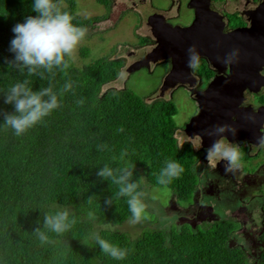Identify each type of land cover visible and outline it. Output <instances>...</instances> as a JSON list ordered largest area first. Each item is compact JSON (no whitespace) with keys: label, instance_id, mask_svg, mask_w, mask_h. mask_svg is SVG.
Wrapping results in <instances>:
<instances>
[{"label":"trees","instance_id":"trees-1","mask_svg":"<svg viewBox=\"0 0 264 264\" xmlns=\"http://www.w3.org/2000/svg\"><path fill=\"white\" fill-rule=\"evenodd\" d=\"M100 1L109 8V0ZM33 2L0 0V264H250L247 251L232 244L231 221L203 229L177 224L169 230L145 229L135 239L121 229L131 218L128 198L118 196L119 185L111 178L97 173L108 166L119 175V169L132 165L128 182L138 184L137 191L144 193L147 185L168 188L179 203L189 204L199 183L195 153L175 136L178 110L173 101L150 103L128 89L103 92L118 79L122 60L104 57L81 68L66 55L68 68L37 67L32 74L16 62L10 51L12 28L36 15ZM55 2L78 27L86 29L107 17L83 18L72 0ZM25 80L33 92L52 88L61 106L17 136L6 124V117L16 114L14 105L5 101L9 89ZM168 160L179 162L184 172L160 185L157 177ZM61 210L77 222L57 235L45 228L44 217ZM109 224L115 229L105 227ZM37 228L47 232L49 243L41 244ZM97 234L127 248L125 259L104 254ZM259 264H264V250Z\"/></svg>","mask_w":264,"mask_h":264},{"label":"flooded vegetation","instance_id":"flooded-vegetation-1","mask_svg":"<svg viewBox=\"0 0 264 264\" xmlns=\"http://www.w3.org/2000/svg\"><path fill=\"white\" fill-rule=\"evenodd\" d=\"M109 1L111 11L113 0ZM126 7L123 17L126 12L138 14L141 20L138 30L144 31V34H140L141 41L132 46L135 50L131 51V58L135 60L132 65L142 61L157 47L156 35L169 32V25L180 29L197 26L198 29L194 31L191 39L198 46L207 50L212 42H219L224 49V58L221 55L213 63L208 57L198 55L193 66L178 75V79H186L189 82L178 84L169 90L173 91L178 87L185 89L197 106V112L180 130L185 137L183 144L189 143L195 153L194 169L197 166L195 172L199 183L193 201L181 204L176 199L174 211L177 210V214L181 216V224H177L178 226L189 225L197 229L222 221L218 209L223 205L224 213L231 214L232 222H239L243 226L241 231L234 230L232 238L238 232L244 233L241 235L244 238L241 240L243 246H240L247 250L249 256L245 244L252 243L255 247L254 264H259L264 250V241L261 238L264 231V145L259 144L260 138L264 136V0H171L169 5H160L156 0H128ZM108 18L109 15L93 25ZM194 49L188 47L187 54L184 52L188 60L194 56ZM235 62L239 65L242 78L251 79V83H248L243 102L234 114L224 113V121L217 127L225 130H213L215 134L207 140V136L196 127L188 128L199 122L197 95L206 91L215 79L229 78ZM165 64L169 66L167 78L173 67L171 59L159 60L156 63L150 61L148 66L141 68ZM222 138L225 142L237 146L242 156L240 166L231 172H226L228 161L209 163L207 159L208 149ZM257 217L260 221L263 220L262 226L257 224ZM247 226L250 229L260 228L258 235L246 232Z\"/></svg>","mask_w":264,"mask_h":264},{"label":"clouds","instance_id":"clouds-1","mask_svg":"<svg viewBox=\"0 0 264 264\" xmlns=\"http://www.w3.org/2000/svg\"><path fill=\"white\" fill-rule=\"evenodd\" d=\"M32 11L36 15L27 16L22 23H17L12 28L14 38L10 41V51L15 54V60L28 68L32 74L37 67H43L51 71L54 66H61L66 69L69 67L65 61V56H72L84 40L87 29L75 26L73 17L68 12H61L55 0H34ZM192 51L191 49L189 50ZM195 57L190 58L189 67L193 66ZM28 81L16 83L9 89L6 103L14 105L15 115L6 117V124L14 130L17 136L24 134L28 129L41 122L54 110L58 109L60 101L53 93L52 88L42 89L33 92L27 87ZM70 88L71 85H66ZM48 97V99H45ZM83 104V101H78ZM221 128L219 131L223 132ZM123 131V128L120 129ZM259 144L264 145V136L259 140ZM241 153L238 147L225 142V139L215 141L207 151L209 163L228 161L229 167L226 172L240 166ZM129 165L118 171L115 175L111 167L105 166L97 175L105 179L111 178L112 182L119 185L118 196L127 197L126 203L131 213L129 223H141L145 217L146 205L141 200L142 192L137 191L138 184L129 183L132 176ZM184 172L183 166L174 160L166 161V166L161 169L157 182L160 185H169L174 179H178ZM167 178V179H165ZM92 200H89V204ZM110 203V201H109ZM90 219H95L92 212L88 213ZM76 219H70L67 210L57 211L55 214H47L44 217L45 228L57 235H61L71 229L76 224ZM35 235L41 244L49 243L50 239L47 232L35 229ZM96 243L104 254L115 260H123L128 254L127 248H120L110 243L108 240L96 235Z\"/></svg>","mask_w":264,"mask_h":264},{"label":"rangeland","instance_id":"rangeland-1","mask_svg":"<svg viewBox=\"0 0 264 264\" xmlns=\"http://www.w3.org/2000/svg\"><path fill=\"white\" fill-rule=\"evenodd\" d=\"M156 1H158L160 5H169L171 2V0ZM72 2L74 3L75 13L83 18L109 15L108 20L99 24L97 23L90 28H86L87 31L84 40L73 55L70 56L72 63L77 67L83 68L104 57L110 59H123L125 63L118 79L106 84L103 87V92L110 89H128L137 96L146 99L147 102L151 103L158 99L169 66L165 64L150 68L144 67L134 71L132 74L130 73L131 65L135 61L131 58V51H135L132 46L137 45L141 41L140 34H144V31L138 30L141 27V20L138 14L126 12L123 17L124 10H126V6L128 5V0H113L111 11L100 0H72ZM139 53L140 51L137 53V57ZM129 74L131 75L128 76ZM164 99L173 101L177 107L178 113L174 119L177 123L178 130L175 136L181 146L185 141V137H183L180 128H183L189 118L197 112V106L191 95L181 87L173 91H166ZM195 171L197 172V166ZM140 198L146 205L145 217L142 219L141 223L131 224L128 221L121 226L122 228L120 227L124 232L129 233L133 239L140 236L145 229L169 230L173 224H181L179 223L181 216L177 214V210L174 211L176 195L170 189L150 187V185H147ZM218 210L222 220L232 222V219H230L231 214L224 213L223 205L219 207ZM246 215L249 216L248 214ZM255 217L256 214L254 215V218ZM262 221V219L260 221L259 217L256 218V222L259 226H262ZM232 223H234L235 230H243L241 223ZM209 226L211 225L208 224L206 227ZM105 227L115 229V226L110 224ZM201 228L203 229V227ZM246 230V232H253V234L258 235L260 228L252 227L250 229L249 226H247ZM241 235H244V233H236L231 240L232 244L243 246L241 240H244V238L241 237ZM245 245H247V249L250 253V264H254L255 259L253 253L255 252L253 251H255V247L252 243L250 245L246 243Z\"/></svg>","mask_w":264,"mask_h":264},{"label":"water","instance_id":"water-1","mask_svg":"<svg viewBox=\"0 0 264 264\" xmlns=\"http://www.w3.org/2000/svg\"><path fill=\"white\" fill-rule=\"evenodd\" d=\"M169 27V32L160 33L156 35L158 37L157 47L148 54L142 61H139L132 65L130 73L140 69L143 66H148L150 61L156 63L159 60L173 61V67L170 75L165 79L161 89L159 99H164L166 91L175 88L178 84H186L189 82L186 79H178L179 73L183 70H189L187 48L193 47L195 58L202 55L208 57L211 63L216 62L222 55L224 58V49L221 45L212 42L207 50L203 46H198L192 36L194 31H197L198 27L193 26L189 29H180L177 27ZM190 38V39H189ZM189 39V41H186ZM224 43L226 44V38L224 37ZM230 53L229 51H227ZM195 61V60H194ZM193 61V62H194ZM192 62V63H193ZM217 66V65H216ZM231 75L229 78L215 79L209 88L197 95V102L199 103L200 114L198 116V124L189 126L188 128H195L207 136V140L215 134V130H219L218 127L224 121V113L228 112L233 115L243 102V94L251 83V79H243L239 74V65L235 62L232 65ZM247 76V74H245ZM218 126V127H217ZM214 130V131H213ZM205 144V143H204ZM195 150L197 146L194 145Z\"/></svg>","mask_w":264,"mask_h":264}]
</instances>
